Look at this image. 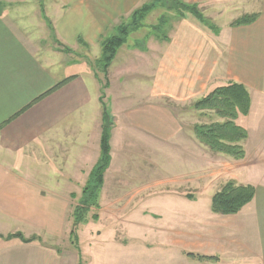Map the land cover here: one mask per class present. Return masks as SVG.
<instances>
[{"label": "crops", "instance_id": "0c3cea01", "mask_svg": "<svg viewBox=\"0 0 264 264\" xmlns=\"http://www.w3.org/2000/svg\"><path fill=\"white\" fill-rule=\"evenodd\" d=\"M144 1L150 0H50L46 10L42 6L45 19L39 0H0V264H69L54 242L66 222L68 226L71 195L77 192L60 187L74 181L80 189L87 182L100 156L103 104L90 71L69 75L62 66L77 50L100 48L104 37L128 23ZM181 1L197 6L204 20L188 12L180 17L166 11L158 29L151 30L144 21L153 9L143 27L131 32H142L141 38L122 45L110 65L111 74L114 71L123 81L119 89L127 104L121 111L127 119L121 124L111 115L110 164L99 198L109 189L112 211L120 210L114 206L131 205L130 217L123 221L133 233L142 229L145 240L152 227L139 217L151 213L138 209V204L136 208L128 197L150 188L167 195L177 185L213 195L228 180L252 185L254 197L235 214L213 213L210 203L202 213L194 205V214L167 205L156 215L163 223L158 242L166 250L177 245L182 254L217 257H194V264H264V0ZM251 13H258L253 23L230 25ZM18 30L37 33L44 45L49 38L55 47L49 46L42 59ZM70 76L66 84L28 106ZM229 82L243 84L250 95L249 112L235 120L248 133L241 159L212 152L191 133L201 122L185 119L192 111L198 114L192 108L197 99ZM136 135L151 149L190 148L187 160L193 166L177 171L164 164L159 172L157 165L158 173L144 175L139 185L123 181L127 178L117 172L130 168L118 159L130 156V136ZM16 232L37 239L24 243L5 238ZM185 236L194 244L189 246Z\"/></svg>", "mask_w": 264, "mask_h": 264}, {"label": "rangeland", "instance_id": "374dc122", "mask_svg": "<svg viewBox=\"0 0 264 264\" xmlns=\"http://www.w3.org/2000/svg\"><path fill=\"white\" fill-rule=\"evenodd\" d=\"M32 1L35 2L36 0ZM49 1L50 0H39V4L41 3L39 5L40 11L42 12V14L44 12L43 16L45 19L46 13L43 8L45 10L47 9V4ZM150 1L144 2L146 4ZM155 4H157L155 6V10L151 14H149L147 19H145L144 21L145 23H149L151 25V30L154 26L159 24V17L166 11H171L177 14L174 8H167L171 5H174V0H160V2L158 1ZM140 27L142 28L143 26L141 25ZM209 28H213V24L210 25ZM120 29L121 27L117 29V31H114L112 33V36H121ZM20 30H18V32ZM20 32L19 33L21 35V38L24 40V42H26L28 47L35 50L38 53L39 57L42 59L45 58L46 51L48 50L49 46L55 47L54 43H51V40L48 37L44 45L41 44V42L39 43V37H37V33L26 30ZM141 34L142 32L128 34L126 38L127 41H125L117 48L109 64H107L106 60L104 59L101 47H94L91 49L92 51L80 49L74 52L72 55L68 56V58L64 59L65 62L62 68H64L69 75L86 74V70H88L95 77L97 83L96 85L100 88V97H102V102L110 121H112L111 115H114L116 118L115 120L118 123L121 122V124H124V120L127 119L126 115H123L124 110L121 111V109H123L127 104V100L123 99V94L119 89L123 81L121 82V80H119V76H117V73H115L114 71L111 74L110 65L115 55L117 54L118 49L125 43H128L127 45H131L130 43L134 42V38H141ZM105 38L106 37H104V39ZM98 59L101 60L98 62ZM89 77L90 75L88 74L86 80H88L90 88L94 90L93 87L95 83L93 82V80H89ZM188 115L189 114L185 116V119L191 121L192 124L194 123L195 119L198 120V122L207 121V119L204 117H197L198 114H195V116L193 111L189 116ZM109 127V131L111 132L112 126ZM191 133H194L193 128L191 129ZM130 137L133 138L134 143L133 150L130 151V156L121 157L118 159V161L123 164L122 166L128 167V169L130 168V171L128 172L126 170L117 172V175L119 177L121 176V178H127L123 179V181L131 180L134 185H139V180L140 178H144V175H147L152 171L158 173L155 168V166L157 165L160 169L159 172L161 170L163 171L164 164L165 166H168V170H175L176 168L177 171H180L185 167L193 166L191 163H189V160H187L189 156L188 153L191 150L188 147L187 150H185L184 148H177L176 150L170 149L168 147H162V149H151L153 146H150V148H148L141 137L137 135L135 137ZM77 161L78 158L76 162ZM88 168L91 169V167ZM89 169H87V171H89ZM153 172L152 174H155ZM180 181L184 182V180L182 179L179 180V182ZM66 183V181L62 182L60 188H64V190H71L77 193H74V197H72L71 208L67 214L69 220L68 226H66V222L62 234L59 235L54 242V248H56V250H58L60 254L65 257V260L69 264H89L90 262L91 264H194V258L186 255V253L189 252L194 253L193 251H186L182 254L181 252H177V249H179L177 245L173 246L174 251L170 246H167L166 250V248H164V244L158 242L160 233L159 228L162 227L163 223L158 217H156V215H162V211L167 207V205L178 207L183 210L187 209L190 213L192 212V214H194V205H197L199 206V210L202 213L203 210H209V203L212 196L211 194L209 195L210 192L205 191L208 192L205 194L204 190H188L181 187L183 185H177L171 187V189L167 192V195H164L162 193H159L161 195H157V193H155V190L150 188L145 190L143 195L128 197L129 200L131 199V202L136 205V208L138 204V209L148 208V211H150L151 213L148 216L139 217L142 224L146 225V227H152L151 234L147 235L145 240H142L144 238L142 229L141 231H139V233H133L130 228H127L125 222L123 221V219L126 220L130 217V212L129 209H127V206H129L131 210V205H127L126 203L122 202L124 204L119 205V207L114 206V209L120 210L112 211L111 208L113 209L112 203L114 202V199L112 198V200L109 196V189L101 192L100 198L98 200L99 208L91 206L87 209L85 219H87L88 222L74 225L73 211L75 206L79 202L83 186L80 189H77V183L75 184L74 181L70 182V185ZM144 184L148 185L146 180H144ZM131 189L132 188L127 187L126 190L130 191ZM189 198L198 199L196 200V202H194V200L192 201ZM118 199H121V197H118ZM94 215H97L96 220H94L93 218ZM136 215V219H139V214ZM111 223L113 224L110 225ZM72 229L74 233L72 236H70V231ZM166 235L169 236L170 234L166 233ZM131 238H135V240H131ZM184 238L187 239L186 242L189 246L191 244H194V240L191 236H185ZM98 240H105L106 242L100 243ZM111 242L114 244H110ZM74 244L78 245L79 248H81L80 257L78 256ZM160 244L162 246H160Z\"/></svg>", "mask_w": 264, "mask_h": 264}, {"label": "trees", "instance_id": "16d2710c", "mask_svg": "<svg viewBox=\"0 0 264 264\" xmlns=\"http://www.w3.org/2000/svg\"><path fill=\"white\" fill-rule=\"evenodd\" d=\"M158 1L160 2V0H153L135 9L131 15L130 21L126 24H121L117 28L119 29L121 27V36L115 37L111 35L101 41L102 54L107 64H109L112 60L117 48L126 41L128 34L137 30L141 26L145 16L155 9V6L157 5L155 3ZM167 8H174L177 15L180 17H182L185 12H188L193 14L198 19L204 20L202 14L197 10L194 4L190 5L183 3L181 0H174V5ZM257 18L258 13L243 14L232 21L230 25H248L253 23ZM161 19L163 22L164 17H161L160 20ZM160 23L161 21L159 24ZM159 24L154 26V28L158 29ZM100 60L101 59H98V62ZM72 78L73 76H70L57 82L42 95L34 99L28 106L66 84ZM100 101L102 102V97H100ZM192 108L198 112L200 117H204L208 120V122L195 123L193 125L194 135L200 143L207 146L215 153L224 154L234 159H241L244 157L245 151L242 142L247 138L248 133L243 127L239 126L235 122L239 115H246L250 109V95L243 84L229 82L225 85L217 86L205 96L197 99L192 104ZM109 126H111V121L103 105L100 156L95 165L92 167L88 180L81 190L79 202L74 208V225L88 222V220L85 219V215L89 207L94 206L99 208L98 200L103 183V176L105 170L110 164ZM254 193L255 188L252 185L237 184L234 180H228L211 196L210 209L213 213L217 214H235L239 212L245 204L252 200ZM71 197H74V194H72ZM93 218L96 220L97 215H94ZM73 233L74 231L72 229L70 231V236H72ZM5 238L8 240L17 238L24 243L37 239L36 236L25 238L20 232L8 234ZM75 249L80 257L81 251L79 246L75 245ZM186 255L200 260L217 259V257L214 256L194 254L191 252L186 253Z\"/></svg>", "mask_w": 264, "mask_h": 264}]
</instances>
